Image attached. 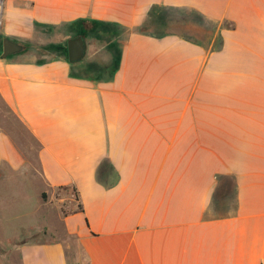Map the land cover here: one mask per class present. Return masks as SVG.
<instances>
[{
  "label": "crops",
  "instance_id": "crops-1",
  "mask_svg": "<svg viewBox=\"0 0 264 264\" xmlns=\"http://www.w3.org/2000/svg\"><path fill=\"white\" fill-rule=\"evenodd\" d=\"M1 13L21 50L0 59V176L37 214L9 264H264V0Z\"/></svg>",
  "mask_w": 264,
  "mask_h": 264
},
{
  "label": "rangeland",
  "instance_id": "rangeland-1",
  "mask_svg": "<svg viewBox=\"0 0 264 264\" xmlns=\"http://www.w3.org/2000/svg\"><path fill=\"white\" fill-rule=\"evenodd\" d=\"M4 22L5 18H3V14L1 13V0H0V54L2 51V39L6 38L10 33L5 30L4 28ZM40 37V38H39ZM37 38H34L35 40L39 41L40 44H46L48 43V36L46 35H40ZM23 39V38H21ZM23 41H26L24 39ZM32 43V41H30ZM34 42V40H33ZM37 55L41 56L42 58H48L49 54L46 51H37ZM31 186V185H30ZM16 188V180L15 179H5L0 176V217H6L8 221V225L4 228H0V231L3 230V233L8 236L7 238V253L0 249V254L2 256L7 255L8 264L9 262H15L14 255L10 254L12 247H13V239L16 238V235L18 237L19 233H16L18 230L14 226L16 222V217L20 215V213L23 215L21 218L24 220V222H28L29 225H32L33 221L32 219H35V216H37L35 212V204L33 203L32 199H29L27 202L23 201L21 197H17L15 193ZM27 196L32 198V192L31 188L27 190ZM58 195V194H57ZM56 195V196H57ZM64 204L62 208L60 205V209L62 211H66L68 208L65 206L66 203L62 201ZM58 210V209H57ZM30 230V228L24 227L23 233L26 234L27 231ZM23 236V235H22ZM26 239V238H25Z\"/></svg>",
  "mask_w": 264,
  "mask_h": 264
},
{
  "label": "water",
  "instance_id": "water-1",
  "mask_svg": "<svg viewBox=\"0 0 264 264\" xmlns=\"http://www.w3.org/2000/svg\"><path fill=\"white\" fill-rule=\"evenodd\" d=\"M2 51L0 59L6 58L9 54L18 52L21 50V46L16 42L11 41L8 38L2 40ZM85 40L82 36H76L67 40L66 51L67 59L70 63L80 61L85 55Z\"/></svg>",
  "mask_w": 264,
  "mask_h": 264
},
{
  "label": "trees",
  "instance_id": "trees-1",
  "mask_svg": "<svg viewBox=\"0 0 264 264\" xmlns=\"http://www.w3.org/2000/svg\"><path fill=\"white\" fill-rule=\"evenodd\" d=\"M61 54H64V51H62Z\"/></svg>",
  "mask_w": 264,
  "mask_h": 264
}]
</instances>
